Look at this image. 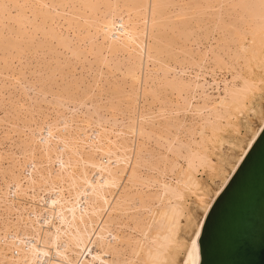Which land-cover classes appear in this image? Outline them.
Masks as SVG:
<instances>
[{
	"label": "snow or ice",
	"instance_id": "1",
	"mask_svg": "<svg viewBox=\"0 0 264 264\" xmlns=\"http://www.w3.org/2000/svg\"><path fill=\"white\" fill-rule=\"evenodd\" d=\"M77 7H96V5L78 6L71 2L50 4L44 0H37L33 4H11L0 0V15L9 17L16 9L40 10L43 20L32 30L35 35L27 37L30 45L34 46L41 34L48 31L49 23L53 27L56 26V16L60 15L53 11L49 16L44 10L63 8L66 10L63 14L64 22L70 23ZM149 8L153 16V33L148 39L155 41L156 55L175 61L176 75L162 85V90L166 92L171 89L174 93L178 92L179 100L157 113L158 118L163 122L157 132L148 133L147 138L143 139L145 132L141 129L142 140L139 146L133 149L136 162L129 164L132 173L131 175L124 173L128 175L129 182L135 179L137 186L133 189L131 196L125 197L123 212L131 227L136 223L135 214L141 211L140 205L144 197L153 189L162 187L177 201L170 219V245L177 251L182 250L187 253L189 259L184 260L183 264H201L199 260L201 250L207 256L211 251L239 250L247 245V241L233 238L225 228L228 189L217 191L215 193L217 200L210 204L212 194L207 197L201 195L202 186L197 176L201 169L204 172L218 171L219 160L215 146L217 144L223 146L233 138H239L241 132L245 134L244 143L235 160L249 163L255 160L254 154L264 158V0H233L231 3L218 6L166 3L139 6V10L145 16ZM172 8L193 10L206 8L213 12L228 8L233 10L235 15L216 18V27L211 35L206 36L204 30L194 23L197 19L195 14H174L177 15V19H183L185 24L180 26L179 30L176 28L171 30L173 36L178 35V39H171L156 30V17L158 10ZM144 22L146 24L147 20ZM217 31L222 32L223 36L219 43H217ZM112 39H115V36ZM60 46L71 53V58H78L70 44ZM18 51V63L13 56L12 64L9 65L8 58L5 57L4 68L8 72V75L3 77L5 87L25 89L29 92L23 102L20 100L16 102V107L19 109L16 113L17 120L37 125L40 133L47 132V138L43 135L35 136L31 151L24 153L26 157L30 156L34 161L37 153L43 156L51 151L49 140L56 139L52 129L57 123L62 125L60 131L66 133L67 138L62 139V142L67 144L69 139L77 140L78 134L82 136V122L91 126L101 113L122 111L115 89L103 81L102 70L101 78L94 80L91 74L87 77L83 74L77 76L71 70L73 66L67 62L60 63L49 59L47 51L41 53L37 49L34 55L24 48ZM148 52L149 60H151L153 56L151 43L148 45ZM53 55H59V53H53ZM257 55H259L261 67L258 77L250 71ZM15 68L19 69L21 75L15 74L13 71ZM76 70L83 72L79 66H76ZM225 72L232 73L234 81L243 80V86L240 88L226 86L224 96L216 97L214 93L220 91V79ZM9 80L13 83H7ZM225 84L227 85L228 81L225 80ZM64 94L82 96L89 109V111L78 112L68 108V111L73 113L71 129L67 122L68 117L59 111L63 105H54L49 102V97L62 99ZM5 103L7 104L8 101L6 100ZM84 106L82 103L81 107ZM223 108L227 111L221 112ZM143 119L141 117V121ZM209 128L211 135L206 136ZM257 128L261 129L259 133L256 131ZM257 135H259V141L255 139ZM133 136H135L134 130ZM5 138L7 139V133ZM245 148L251 151L245 153ZM6 156L12 159L19 158L13 153H6L0 155V161L5 160ZM235 160H233V168H237L239 174L244 170V164L237 166ZM8 168L9 171L5 172L6 180L9 172L13 177L16 176V170L11 168V164ZM24 168V177L13 179L8 184L11 202L5 200L0 207V218H3L8 225L4 229V258L0 259V264H35L34 260L29 259V255L37 258L47 256L52 248L59 247L53 242L48 244L49 251L41 249L39 247L41 234L35 228L39 219L31 221L30 214L28 220H25L20 215L18 205L21 198H35V188L25 187V178L31 179V173L28 171L27 164ZM31 168H36L35 163L31 164ZM177 174L181 179H176ZM117 176L119 177L120 174L117 173ZM235 180L236 177H233V181ZM32 183L35 184V181L33 180ZM121 183H123L122 179L113 180V184L117 186ZM222 183L223 180L220 181V184ZM219 187L218 184L217 189ZM21 229L33 230L32 237L24 241L23 249L18 247L20 242L18 234ZM131 230L136 231L134 227ZM182 234L187 235L186 240L181 238ZM111 242L119 247L121 237L113 235ZM21 252L26 253L23 259L20 256ZM56 255H60V252L57 251ZM55 264H61V262L56 261ZM66 264H72V262L67 261ZM124 264H132V262L125 261ZM204 264H208L207 259Z\"/></svg>",
	"mask_w": 264,
	"mask_h": 264
},
{
	"label": "bare ground",
	"instance_id": "2",
	"mask_svg": "<svg viewBox=\"0 0 264 264\" xmlns=\"http://www.w3.org/2000/svg\"><path fill=\"white\" fill-rule=\"evenodd\" d=\"M3 2L11 4H33L37 2V0H3ZM44 2L50 4H62L71 2L77 4L78 6L96 5V7H77L73 12L74 18L71 19L70 23L64 22L63 13L65 9L60 8L54 10L55 12L59 10L60 13V15L56 16L57 24L55 27H53L51 23H49L48 31L46 33H42L41 38L45 37L53 40L58 47H60L62 50H65V48L61 47L60 45L71 44V41L69 39L72 36L70 38L68 37L69 39L67 38L68 41L65 39L66 37L62 39V36L60 35L61 32L59 33L60 28H57L59 26L64 28V30L66 31L65 33H68L70 31V35L73 34L76 36L74 38L77 39L78 44L84 41L87 42L88 48L86 47L87 51H84L86 54H82V52H80V50L82 49L85 50V47L79 50L76 47L71 46L78 57L75 58L76 60H80V57H84L82 59L87 60L88 58L85 57L87 54L89 56H92V61L94 60L99 65H104L107 68H111L112 75L113 73H118L119 78L121 76L120 79H122V82L124 80L129 87L127 92L129 94L127 95L128 97L130 95L132 97L139 96L143 99L141 100L140 98V101H144L143 103H145L147 98L150 97V100H152V102H157L159 106L157 105V108L155 110L156 115L152 114L155 116H152L143 111V109L140 110L138 108L139 113L137 112L138 115L136 114V119L127 116V118H129V120L127 119L129 123L126 122L127 120L125 121L127 123V125L126 123L124 124L126 125L125 130H113L112 127L107 129L103 127L101 122L98 120H96L93 124L94 128H91L94 130H91L86 122H82L83 124H85V127H87L86 129L89 130H85L84 128L82 129L81 127L82 136L78 134L77 140L73 141L69 139L67 144L62 142V139L67 138L66 133L58 130L57 125H55L52 129V132L53 136L56 137V139L49 140L51 151L43 156L40 154V157L44 159V164H54L56 162L55 165L57 164V169H55L54 171L50 169H39L40 163L38 164L37 162H33L32 158L30 156H27V160L30 162V164L35 163L36 168L32 169L30 166H28L31 168L29 169L31 173V179L25 178V187L29 189L33 187L35 189L38 188V191L42 188L41 192L46 193V195L48 194V196L45 198L43 195L37 193L34 198H37V201H39V203L41 201L44 202V205L42 204L44 207L42 208L46 213V215H43V220L41 221L42 223H40L39 221V223L35 226L36 230L41 234L39 247L44 251H49L48 244L54 242L55 244L59 245L58 248H52L49 255L47 256H41L37 258L35 256L29 255V259L34 260L35 264H49V262L55 264L56 261H60L61 264H66L67 261H71L72 264H77V261H79V264H104V262H107V264H124L125 261H131L132 264H183L184 260L189 259L187 253L182 250L177 251L169 243L170 219L173 215L175 205L177 203V201H175V199L169 192H166L161 187L152 190L153 192H150V194L146 195L140 205L141 211L135 214L136 223L132 224L131 227L129 226L128 218L124 215L123 212V201L125 197L131 196L133 189L137 186L136 180L133 179L132 182H129L128 175H124V173L127 172L129 175H131L132 173V169L129 167V164H135L136 162L133 149L135 147H138L142 140V137L140 135L141 129H143V131L145 132V136L143 137V139L147 138L148 133L157 132L159 126L163 123L159 121L157 113H160L163 109L168 108L171 104L179 100L178 92L174 93L171 89H168L166 92L162 90V85L169 81L173 76H175V61L170 60V58L167 57L156 55L155 49L157 45L154 40L150 41L148 39V37L153 33L152 10L151 8H149L147 11V15L145 16L144 13L139 10V6L142 4L151 3L218 6L221 4L231 3L233 2V0H44ZM15 11L16 13H13V16L10 15L9 17H5L3 15H0V22L1 20L11 21L17 26L16 29L11 32L14 36V40H1L4 37H0V51L2 53L4 51H12V49H18L20 46L17 43V39L20 40L24 35H26L25 30H27V28L30 29L31 34L35 35L32 30L36 26H39L41 24V21L43 20V15L40 13V10L16 9ZM44 12L48 13L49 16H51L52 14V12L50 13L48 10H44ZM174 14H195L197 19L194 23L197 27L204 30V34L206 36L211 35L214 28L216 27V18L221 16L227 17L229 15H235L233 10H230L228 8H224L222 11L218 9L215 12L208 11L206 8H198L194 10L184 8L158 10L156 17V30L171 39H178V35L173 36L171 30L173 28L179 30L180 26L185 24V21L183 19H177V15ZM145 20H147L146 24L144 22ZM0 24L2 27V23ZM221 24H223L222 21ZM7 29H9L8 31H10L11 28ZM8 35L10 36L9 32ZM27 36H29V34ZM97 36L100 37L101 41L97 45H95L96 42L94 43L93 40L94 38H97ZM113 36H115V39H112ZM216 36L217 43H219V41L223 38L222 32L217 31ZM20 43L21 42H19V44ZM150 43L153 46V56L151 60H149L148 52V45ZM44 44L46 45L47 43L45 42ZM26 47L27 46H25V48ZM38 48H41V46ZM142 48L143 51H141ZM32 50H34V48ZM56 51H54V53H58ZM102 51L108 54L109 59L106 57L104 59V57L101 56ZM48 52L51 53V51ZM64 52H66V50ZM68 53L67 56H71V53ZM117 53L125 55V59L120 55L121 59L125 60L124 64L120 62L124 60H120L117 63ZM59 54H62L61 51ZM50 57L51 56H49V58ZM113 58H116V60H113ZM102 59H104V61ZM55 60H58L57 57ZM110 63L112 64L110 65ZM148 64H150L149 68ZM250 71L256 74L257 77L259 76L261 72L259 55H257L256 60L253 62ZM171 72L173 76L169 78L168 76ZM226 73L229 74V79H220V91L216 92V97L224 96V89L226 86L229 88H240L243 86V80L234 81L233 74L229 72ZM107 75L109 74H106V77ZM94 77L95 75H93V78ZM225 80L228 81L227 85L225 84ZM116 82L117 81L115 80V84ZM136 86L139 87L140 93L136 92ZM114 87L121 88V86L119 87V84ZM126 89L123 88L122 92H124L123 90ZM139 89H137V91ZM119 90L116 89L117 98L119 97V94H122ZM167 92L171 95V97L173 95L175 96L174 101H168V98L166 97V102L163 98L160 97L164 95L163 93ZM65 96H67L68 98L71 95ZM72 96L74 97V95ZM78 97L76 95V98ZM129 98L133 100L131 97ZM68 99H65V101H63V99L62 102L66 103ZM117 101L119 100L117 99ZM84 102L85 101H83V103ZM119 102L121 103L122 101ZM180 102L183 103V101ZM128 103H130V101H128ZM67 104H69V101L67 102ZM148 104V107H150L151 103ZM256 106L258 108L259 104L257 103ZM126 108L122 109V111ZM226 111V108L221 109V112ZM129 112L131 113L130 110ZM119 113L120 112H118V114ZM126 114L128 115V111ZM71 116L72 115H70V117ZM141 117L144 118L143 121H141ZM155 118L158 121L155 122ZM67 122L69 124V127L71 128L70 124L72 122V118L68 119ZM25 128L28 129L27 127ZM31 128L32 127H30V129ZM35 130L36 133H34ZM35 130L33 132L34 134L32 135V138L28 142V152L31 151V146L35 143V136L43 135L47 138V132L40 133L37 127L35 128ZM133 130L135 131V136H133ZM88 131H90L89 134ZM256 131L257 133H259L261 129L257 128ZM210 135L211 129L209 128V130L206 132V136ZM129 136H131V138H135V145L130 141L131 138H128ZM244 137L245 134L241 132L239 138H233L223 146L219 144L215 146L216 155L219 160L218 171L204 172L203 169L200 170L199 175L202 174V176H206L203 179L201 178V176H197V179L202 186L200 190L201 195L207 197L209 194H212V200L209 202L210 204H212L217 198L215 193L224 189V187L236 171L237 168H233V160H235L236 155L240 153L241 147L244 143ZM257 137L255 139H257ZM128 141H130L134 145L133 148L131 146L132 144L130 145ZM57 144L60 145V150H58ZM248 151V148L244 149L245 153H247ZM96 154H99L100 157H105L106 161L94 159L93 155ZM113 159L114 165L112 163V165H110L109 161H113ZM241 162L242 160H235L237 166H239ZM49 173H51V176H49ZM91 173H94L96 176H94V178H91ZM117 173L120 174L119 177L117 176ZM34 175H37L38 178H34ZM16 178L18 177H11L9 182L4 185V189L2 191L0 189V204H4L5 200L11 202V199H8V184ZM114 179H123L124 182L121 187L119 186L120 190H117L118 192L114 194L115 196H113V193L115 192V188L117 187V185L113 184ZM176 179H181L179 174H177ZM33 180L35 181V184L32 183ZM221 180H223L222 184H220ZM218 184L220 185L219 189H217ZM64 190H66L68 198L63 195ZM32 214L34 219L31 221L37 220V217L40 216V214H37L36 211H33ZM45 216L46 218H44ZM123 216L126 218L125 221L121 220ZM24 218L25 220H28L29 217L24 216ZM54 220L58 222L57 225L53 224ZM45 221H47V223H45ZM1 224L2 229H0V259H3L4 229L8 227V225L6 223ZM49 225L51 228H49ZM120 225H124L126 228H128V230H130V232L132 231L131 228L134 227L136 231L133 232L136 235L130 236L132 234H120L118 230H115L116 226L119 227ZM18 235L20 239L18 247L23 249L25 248L24 241H27L32 237L33 230L28 229L27 231H25L21 229ZM113 235H119L121 237V243L119 247H117L113 242L108 241L109 237ZM181 238L186 240L187 235L182 234ZM57 251L60 252V255H56ZM25 255L26 253L21 252V259H23ZM102 255H104L105 259ZM106 255L108 256L107 259Z\"/></svg>",
	"mask_w": 264,
	"mask_h": 264
},
{
	"label": "rangeland",
	"instance_id": "3",
	"mask_svg": "<svg viewBox=\"0 0 264 264\" xmlns=\"http://www.w3.org/2000/svg\"><path fill=\"white\" fill-rule=\"evenodd\" d=\"M50 13L51 12H53L54 10H48ZM66 11V10H65ZM65 11H64V13H65ZM56 12H58L59 13V10L58 11H56ZM13 13H16V11H14V12H12V14ZM63 13V14H64ZM11 14V16H13ZM52 15V14H51ZM61 21V20H60ZM11 21H6V20H1V22L0 23H2V27H1V24H0V31H2V32H0L1 33V35H0V37H4V38H0L1 40H3V39H9V40H14L13 38H14V36L12 35V31H14V29H16V25L13 23V22H11ZM14 24V25H13ZM5 25V26H4ZM11 25V26H10ZM13 27V28H12ZM4 28V29H3ZM7 28H11L10 29V31H8L9 29H7ZM60 28V29H59ZM57 29H59V33H60V35L63 37V38H65L67 41H68V37H71L69 40L71 41V46H73V47H76L77 49H82V48H84L85 50H80V52H82V54H84L86 51H87V42H80L79 44H78V42H77V39H75L74 37H76L75 35H70V31L68 32V33H65L66 31L64 30V28H62V27H58ZM7 30V31H6ZM6 32H7V34H6ZM8 32H9V34H10V36L8 35ZM25 34L26 35H24L20 40H18L17 39V43H18V45L20 46L18 49H12V51L11 50H8V51H4L3 53L0 51V57H1V59H0V155H5L6 153H13L15 156H17V157H19L18 159H12V157H8V156H6V158H5V160H3V161H0V189H1V191L4 189V185L7 183V182H9V180H10V178L11 177H13L11 174H10V172H9V179H5V172L6 171H9V168H8V166H9V164H11V165H13V166H11V168H13V169H15L16 170V176L18 177V178H22V177H24V171H25V168L23 167L24 166V164H27V162H28V166H30L31 167V164H30V162L27 160V157L25 156V155H22V154H24V153H27L28 152V150H29V148H28V146H29V141H30V139L32 138V135L34 134V133H36V130H35V128L37 127V125H35V124H31V123H26V122H24L23 120H17V115H16V113L18 112V108L16 107V102H17V100H20L21 102H23V100L29 95V92L27 91V90H25V89H17V88H15V87H13V88H11V89H9V88H6L5 87V81H4V76L5 75H8V72L7 71H5V68H4V63L3 62H5V60H4V58L7 56V58H8V62H9V65H11L12 64V57L13 56H15L16 57V62L18 63V61H19V49L20 48H24L26 51H30L31 53H33V55L35 54V52H36V50L37 49H39V51L40 52H45V51H51V53H54V51H56V50H58V51H56V52H58V53H60V51H61V53L62 54H59V55H53V54H51V53H49V56H51L49 59H56V57H57V59L58 60H56V61H58V62H60V63H64V62H67V63H69V62H71V63H69V64H71L73 67H72V71L73 72H75V74L77 75V76H79V75H81V74H83L85 77L87 76V75H89V74H91L92 75V77H93V75H95V79L97 78V79H100L101 77H100V73H101V71L100 70H102L103 71V81H108V82H110V81H113V82H110L109 84H111V86L113 87V89L115 88L114 86H116L117 84H119V87L121 86V88H115V91H116V89L117 90H119V89H121V90H119V91H121L120 93H122V94H119V97L117 98L119 101H122L121 103H123V104H121L119 101V104L121 105V108L122 109H124V108H126V107H128V108H126L127 109V111H128V115L126 114L127 113V111H126V109L125 110H123L122 112H120L119 114L117 113V115H116V113L114 114V113H111L110 111L109 112H107V113H101V116L97 119L98 121H100L101 122V124L103 125V127H105V128H107V129H109L110 127H112V129L113 130H125V126L127 125V123H129V118H127V116L128 117H130V118H132L133 117V119L135 118L136 119V117H137V115H138V108L141 110V109H143V111H145V112H147L148 114H150V115H152V114H155V110H156V108H157V105H158V103L157 102H152V100H150L151 98L150 97H148L147 98V100L145 101V103H143L144 101H140V98L141 97H139V96H129V97H131L133 100H131L127 95H129L127 92H128V89H129V87H128V85H127V83H125V81L123 80V82H122V79H120L121 78V76H120V78H119V74L118 73H113V75L111 74L112 72V70H111V68H107L106 66H104V65H99V64H97V62L96 61H92V56H89L88 54L85 56L86 58H88L87 60L85 59H82V58H84V57H80V60H76L75 58H71V56H67V51L66 52H64L65 50H62L60 47H58L57 45H56V43H55V41H53V40H50V39H48V38H45V37H42L41 38V36H40V39H39V41L37 40L36 42H35V45H36V48H35V45L34 46H31L30 45V43H29V41L28 40H26L27 39V35L29 34V36L30 35H33V34H31V31H30V29H28L27 28V30H25ZM64 33H65V36H64ZM68 35V36H67ZM5 36H6V38H5ZM68 38V39H67ZM75 39V40H74ZM98 39V40H97ZM26 40V41H25ZM43 40H45V41H43ZM70 41H69V43H70ZM75 41V42H74ZM101 40H100V37L99 36H97V38H94V40H93V42L95 43V45H97L99 42H100ZM19 42H21L20 44H19ZM41 42V43H40ZM47 43L46 45L44 44V43ZM30 46H29V45ZM55 44V45H54ZM76 44V45H75ZM85 45V46H84ZM25 46H27L26 48H25ZM41 46V48H38V47H40ZM53 46V47H52ZM54 46H55V48H54ZM78 46V47H77ZM34 48V50H32L33 48ZM52 47V48H51ZM87 47V48H86ZM32 48V49H31ZM44 50H43V49ZM47 48H49V49H47ZM54 49V50H53ZM15 50V51H14ZM43 50V51H42ZM85 51V52H84ZM10 52V53H9ZM13 53V54H12ZM102 53H104V54H102ZM7 54V55H6ZM9 54V55H8ZM65 54V55H64ZM69 54V53H68ZM86 54V53H85ZM120 55L121 54H118L117 56H116V58H117V63H118V61H120V60H124L125 59V55H121V57L123 56L124 57V59H121V57H120ZM54 56V57H53ZM82 56H84V55H82ZM101 56L102 57H104V59H105V57L106 58H108L109 59V56H108V54H106L104 51H102L101 52ZM118 57H120V58H118ZM3 58V59H2ZM116 58H113V60L115 59L116 60ZM18 59V60H17ZM73 59H75V60H73ZM104 59H102L103 61H104ZM82 60V61H81ZM88 60H89V62H88ZM74 61V62H73ZM81 61V62H80ZM83 62V63H82ZM86 62V63H85ZM115 62V61H114ZM120 62H122V64H124L125 63V60L124 61H120ZM77 63V64H76ZM112 63H110V65H111ZM120 64V63H119ZM88 65V66H87ZM96 65V66H95ZM76 66H79V69H81V70H83V72L82 73H80V71H77L76 70ZM94 66V67H93ZM90 67V68H89ZM150 67V64H148V68ZM106 69V70H105ZM110 70V71H109ZM13 71H15V74L16 75H21V73L19 72V69L18 68H15V69H13ZM94 71V72H93ZM87 72V73H86ZM108 72V73H107ZM99 75H98V74ZM106 74H109V75H107V77H106ZM174 74L176 75V73L174 72ZM97 75V76H96ZM109 76V77H108ZM112 76V77H111ZM171 76H173V74H172V72L169 74V78L171 77ZM99 77V78H98ZM118 77V78H117ZM93 78V79H94ZM114 78V79H113ZM117 78V79H116ZM222 79H226V80H228L229 79V74L228 73H224L223 75H222V77H221ZM94 79V80H95ZM104 79H107V80H104ZM110 79V80H109ZM115 80L117 81L116 82V84H115ZM119 81V82H118ZM107 82V83H108ZM7 83H9V84H12L13 82L12 81H8ZM126 84V85H124V84ZM25 84H27V81H25ZM113 84V85H112ZM3 85V86H2ZM221 85V84H220ZM127 86V87H126ZM28 87H31V85H28ZM126 89V90H123L124 92H122V89ZM137 89H139V87L138 86H136V92H139L140 91V89L137 91ZM25 92V93H24ZM118 92V91H117ZM140 93V92H139ZM138 93V94H139ZM126 94V95H125ZM164 94V95H163ZM163 94H161V95H163V96H160L161 98H163L166 102H167V98H168V101H174V95L171 97V95L167 92V93H163ZM65 95H69V94H64V96H63V98L62 99H60V98H57L56 100H54V98L53 97H49V102L51 101V103L52 104H54V105H64L63 107H60L59 108V111H61L62 113H64V115L66 116L67 115V117H68V119H70V118H73L72 116H73V113L72 112H69L68 111V108L70 107V108H72V109H75V110H77L78 112L79 111H89V109H88V107H87V102H84V104H85V106L82 108V107H80V103L82 104L83 103V101H84V98L82 97V96H79L78 97V95H77V97L78 98H76V95H74V97L71 95V96H69V97H73V98H67V96H65ZM121 95V96H120ZM166 95V96H165ZM169 95V96H168ZM214 95H216V93H214ZM125 96V97H124ZM66 97V98H65ZM124 97V98H123ZM138 97V98H137ZM167 97V98H166ZM78 99V100H80V101H78V100H75V99ZM82 98V99H81ZM60 99V100H59ZM64 99V100H63ZM65 99L67 100L68 99V101H69V104H67V102L68 101H66V103L65 102H62V100L63 101H65ZM138 102H136L135 100ZM150 101H149V100ZM173 99V100H172ZM176 99V98H175ZM8 101V103L6 104L5 103V101ZM59 100V101H58ZM71 100V101H70ZM75 100V101H74ZM81 100H83V101H81ZM125 100H127V101H125ZM139 100V101H138ZM141 100H143L142 98H141ZM57 101H58V103H60V104H58L57 103ZM74 101V102H73ZM77 101H78V103H77ZM123 101H125V102H123ZM128 101H130V103H128ZM54 102V103H53ZM136 102V103H135ZM142 102V103H141ZM65 103V104H64ZM147 103V104H146ZM148 103H151L150 104V107H148L149 106V104ZM15 104V105H14ZM72 104V105H71ZM126 104H127V106H126ZM133 104V105H132ZM135 104V105H134ZM137 104V105H136ZM138 104H139V107H138ZM142 104V105H141ZM66 105V106H65ZM75 105V106H74ZM78 105V106H77ZM147 105V106H146ZM77 106V107H76ZM136 106V107H135ZM142 106V107H141ZM159 106V105H158ZM147 107V108H146ZM15 108V109H14ZM149 108H151V109H149ZM132 109V110H131ZM135 109V110H134ZM137 109V110H136ZM129 110L131 111V113L129 112ZM139 110V111H140ZM148 111H150V112H148ZM151 111H152V113H151ZM133 112V113H132ZM138 112V113H137ZM66 113V114H65ZM109 113V114H108ZM121 113H123V114H121ZM13 114V115H12ZM111 114V115H110ZM114 114V115H113ZM121 114V115H120ZM131 114V115H130ZM137 114V115H136ZM70 115H72L71 117H70ZM123 115V116H122ZM133 115V116H132ZM136 115V116H135ZM156 115V114H155ZM155 115H152V116H155ZM14 116V117H13ZM104 116V117H103ZM110 116V117H109ZM121 116V117H120ZM126 116V117H125ZM112 117H115V118H112ZM124 117V118H123ZM106 119V120H105ZM128 119V120H127ZM16 120V121H15ZM102 120V121H101ZM116 120V121H115ZM122 120V121H121ZM127 120V121H126ZM96 121V120H95ZM95 121L91 124V126H89V128L91 129V128H94V123H95ZM127 123H126V122ZM153 121V120H152ZM154 121L156 122V121H158L156 118L154 119ZM159 121L160 122H162L160 119H159ZM13 122V123H12ZM17 122V123H16ZM122 122V123H121ZM8 123V124H7ZM126 123V125H124ZM9 124H11V125H9ZM122 124V125H121ZM12 125H16V126H12ZM31 125V126H30ZM57 125V128H58V130H60L61 129V127H62V125L61 124H59V123H57L56 124ZM71 125V124H70ZM82 125H84V126H82ZM58 126H60V127H58ZM13 127V128H12ZM25 127H27L28 129H27V131H25ZM30 127H32L31 129H30ZM81 127H82V129L84 128L85 130H89V129H86L87 127H85V124H83V123H81ZM38 128V127H37ZM70 128V127H69ZM71 129V128H70ZM15 130V131H14ZM34 130H35V132H34ZM91 130H94V129H91ZM34 132V133H33ZM63 132V131H62ZM5 133H7V139L5 138ZM90 133V131H88V134ZM27 137V138H26ZM22 138V139H21ZM128 138H131V136H129ZM118 139V138H117ZM133 139V140H132ZM134 140H135V138H131V142L134 144V143H136V140H135V142H134ZM130 141H128V143L131 145L132 143L130 142ZM16 142V143H15ZM131 145L132 146V148L134 147V145ZM19 145H21V146H19ZM58 145V150H60L59 149V147H60V145L59 144H57ZM21 151V152H20ZM5 152V153H4ZM21 153V154H20ZM17 154V155H16ZM26 158H25V157ZM94 156V159H96V160H102V161H106V159H105V157H100L99 156V154H96V155H93ZM24 157V158H23ZM42 157H40V154L39 153H37V157L35 158V160L33 161V162H37L38 164L40 163V167H39V169H41V170H44V169H50V170H52V171H54L55 169H57V164L55 165V163L54 164H49V163H45L44 164V159H42ZM105 159V160H104ZM14 160V161H13ZM16 160V161H15ZM13 161V162H12ZM110 162V165H114V159H113V161H109ZM112 163V164H111ZM15 164V165H14ZM22 164V165H21ZM42 164V165H41ZM43 166H45V167H43ZM30 167H28V171H29V169H31ZM30 172V171H29ZM94 176H96L94 173H91V178H94ZM199 176H201V178L203 179L204 177H206L205 175H203L202 176V174L201 175H199ZM34 178H38V176L37 175H34L33 176ZM206 179V178H205ZM204 179V180H205ZM123 180V179H122ZM25 184H26V181H25ZM124 184V182L123 183H121L119 186L121 187V185H123ZM119 186H117L114 190H115V192L113 193V196H115L114 194H116V192H118L120 189V187ZM37 188V187H36ZM29 189V188H28ZM42 189V188H41ZM41 189H39V191H38V188L37 189H35V196L37 195V193L38 194H40V195H43L45 198L48 196V194L46 195V193H42L41 192ZM118 190V191H117ZM154 190V189H153ZM0 191V192H1ZM64 193H63V195L65 196V197H67L68 198V194H66L67 192H66V190H64L63 191ZM151 192H153V191H151ZM0 197H1V193H0ZM8 199L10 200L11 199V197H10V195H8ZM41 201V200H40ZM1 202V201H0ZM43 201H41L40 203H39V201H37V198L36 199H29L28 197H23V198H21V202H19V208H20V210L21 209H23V210H21L20 211V215H22L23 217L24 216H28L29 217V214H31V220H33L34 218H33V214H32V212L33 211H36L37 212V214L39 213L40 214V216H38L37 218L39 219V221H40V223H42L41 221L43 220L42 218H43V215H46V213H45V210H43V208L42 207H44L43 205H44V202L42 203ZM23 204V205H22ZM43 204V205H42ZM42 205V206H41ZM3 206V204L1 203L0 204V207H2ZM23 206H27V207H23ZM32 207H33V210H32ZM40 207H41V209H40ZM36 208V209H35ZM105 211H106V209H105ZM29 213V214H28ZM27 214V215H26ZM41 217V218H40ZM44 218H46V216L44 217ZM125 217L123 216L122 217V219L121 220H123V221H125ZM121 222V221H120ZM1 223H5V220L3 219V218H0V229H2V224ZM53 224L54 225H57L58 224V222L56 221V220H54L53 221ZM121 226V225H120ZM118 227V226H116V229L115 230H118V232L120 233V234H123V235H128V234H132V235H130V236H134V235H136L133 231H131L130 232V230H128V228H126L124 225H122L121 227ZM124 227V228H123ZM49 228H51L50 227V225H49ZM120 229V230H119ZM30 239V238H29ZM108 239V238H107ZM108 241H111V237H109V239H108ZM103 256V258H104V255H102ZM107 255H106V259H107ZM105 259V258H104Z\"/></svg>",
	"mask_w": 264,
	"mask_h": 264
},
{
	"label": "water",
	"instance_id": "4",
	"mask_svg": "<svg viewBox=\"0 0 264 264\" xmlns=\"http://www.w3.org/2000/svg\"><path fill=\"white\" fill-rule=\"evenodd\" d=\"M254 156V161L240 163L244 170L238 174L236 169L224 187L228 189L225 228L233 238L247 241V245L239 250L211 251L207 256L201 250V264L205 259L208 264H264V158Z\"/></svg>",
	"mask_w": 264,
	"mask_h": 264
}]
</instances>
